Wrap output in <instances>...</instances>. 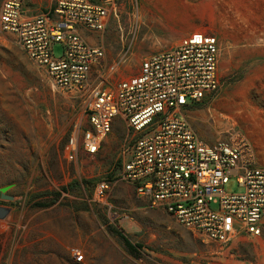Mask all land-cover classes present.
Returning a JSON list of instances; mask_svg holds the SVG:
<instances>
[{
	"label": "rangeland",
	"instance_id": "1",
	"mask_svg": "<svg viewBox=\"0 0 264 264\" xmlns=\"http://www.w3.org/2000/svg\"><path fill=\"white\" fill-rule=\"evenodd\" d=\"M24 3L36 15L52 13L56 0ZM196 31L218 37L222 84L185 115L209 143L241 130L264 166V0H116L107 29L83 33L107 49L105 69L123 52L111 77L116 82L137 75L146 56ZM54 54H63L60 43ZM86 124L80 98L59 90L16 35L0 28V264H264V230L211 240L116 178L128 135L121 117L97 154L81 150L69 161L65 145L74 134L81 140ZM103 180L111 183L110 206L94 200ZM225 190L243 187L230 176ZM73 249L84 254L82 262Z\"/></svg>",
	"mask_w": 264,
	"mask_h": 264
},
{
	"label": "built area",
	"instance_id": "2",
	"mask_svg": "<svg viewBox=\"0 0 264 264\" xmlns=\"http://www.w3.org/2000/svg\"><path fill=\"white\" fill-rule=\"evenodd\" d=\"M115 13L116 0H56L52 13L36 15L25 9L24 0H4L1 6L0 28L16 35L59 90L81 100L87 124L80 128L81 140L74 134L65 145V157L75 161L81 150L97 154L121 117L128 135L116 178L211 240L261 235L264 166L253 143L235 128L209 143L185 115L221 87L218 37L193 32L172 48L146 56L137 75L113 82L125 55L105 69L107 49L90 44L83 32H104ZM56 43L63 47L60 57L54 54ZM230 176L243 191L225 190ZM110 185L103 180L95 189L94 200L103 206H110ZM72 255L84 260L80 250Z\"/></svg>",
	"mask_w": 264,
	"mask_h": 264
},
{
	"label": "trees",
	"instance_id": "3",
	"mask_svg": "<svg viewBox=\"0 0 264 264\" xmlns=\"http://www.w3.org/2000/svg\"><path fill=\"white\" fill-rule=\"evenodd\" d=\"M126 245H127L128 249H129L130 253H132V254L136 253L137 247L135 245H133L132 243H130L128 241L126 242Z\"/></svg>",
	"mask_w": 264,
	"mask_h": 264
},
{
	"label": "crops",
	"instance_id": "4",
	"mask_svg": "<svg viewBox=\"0 0 264 264\" xmlns=\"http://www.w3.org/2000/svg\"><path fill=\"white\" fill-rule=\"evenodd\" d=\"M186 33H188V31H183L181 35H185Z\"/></svg>",
	"mask_w": 264,
	"mask_h": 264
},
{
	"label": "water",
	"instance_id": "5",
	"mask_svg": "<svg viewBox=\"0 0 264 264\" xmlns=\"http://www.w3.org/2000/svg\"><path fill=\"white\" fill-rule=\"evenodd\" d=\"M5 190V189H4Z\"/></svg>",
	"mask_w": 264,
	"mask_h": 264
}]
</instances>
